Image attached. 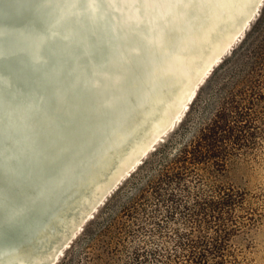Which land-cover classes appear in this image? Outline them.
<instances>
[{
  "label": "bare ground",
  "instance_id": "obj_1",
  "mask_svg": "<svg viewBox=\"0 0 264 264\" xmlns=\"http://www.w3.org/2000/svg\"><path fill=\"white\" fill-rule=\"evenodd\" d=\"M263 1L5 0L6 12L0 20V26L9 35L22 28L24 37L25 34L28 36L29 33L37 32L34 28L23 27L24 20L29 22L28 25L44 28L41 36L43 46H33L38 59L37 66L28 69L22 56L0 64V73L8 82L10 80V86L20 87L27 96L41 94L46 98L47 107L44 106L43 110L33 115L32 122L25 121L24 124L27 131L38 133L51 143L52 148L44 149L41 157L44 164L56 167L68 156H73L77 169L78 165L82 167L88 156L95 161L98 158L97 151L105 142V135L120 132L115 130L114 124L103 123L100 113L103 109L120 115L129 109L126 102H136L148 92L158 109L135 154L132 153L127 159L125 157L114 164L107 178L93 186L92 199L83 200L73 211L66 213L68 219L61 222L63 225L60 223L59 233L52 235L36 256L41 264H57L88 220L105 203L106 200L104 203L101 200L107 192L110 191L112 195L120 182L141 164V159L144 160L154 146L182 120L199 85L243 38L251 22L259 14ZM109 8L114 13L111 17L107 16V20L119 27L120 35H113L112 39L109 36L114 46L111 49L114 57L105 61L103 50L90 54L84 44L76 45L69 37L64 36L63 30L85 40V13L93 11L107 14ZM38 9L48 19L44 26L35 22L32 17L33 12ZM75 11L79 15H73ZM121 18L137 22L139 28L132 33L133 28ZM107 31L104 32L106 37ZM135 36L144 38L149 46H141ZM10 39L14 41L13 38ZM88 59L101 66L98 68L99 72H95L89 65ZM138 60L145 64V68L139 66ZM146 60L150 62V66L145 63ZM63 64L65 70L58 68ZM72 76L82 77L84 82L78 84L80 87L73 82ZM38 79L40 86L36 84ZM2 97L11 106L0 107V114L9 111V115L13 117L17 114L14 105L27 100L25 95L21 98L20 95L16 96L15 99ZM54 114L59 116V120L52 118ZM21 157L25 161L35 158L27 153ZM13 167L10 166L11 169ZM83 169L85 175L91 173L88 168ZM18 172L22 178H26L28 174L36 172V168L23 166ZM41 193L44 192L38 186H33L29 193L23 185L22 193L13 197L11 206L16 207L24 202L32 204L31 201L36 197L45 196ZM35 203L34 211L27 216L31 225L28 228L18 223L11 225L9 228L15 234H18V229L22 230L19 232L21 236H6L0 240V250L7 245L22 247V237L33 239L39 221L48 218L51 212L56 213L63 206L60 198L50 196L35 200ZM6 214V211L0 212V221ZM88 216L90 217L87 218ZM34 253L23 250L14 258L0 261V264H32Z\"/></svg>",
  "mask_w": 264,
  "mask_h": 264
},
{
  "label": "rangeland",
  "instance_id": "obj_2",
  "mask_svg": "<svg viewBox=\"0 0 264 264\" xmlns=\"http://www.w3.org/2000/svg\"><path fill=\"white\" fill-rule=\"evenodd\" d=\"M233 48L199 85L182 120L98 208L57 264H163L188 226L183 204L197 191L219 187L242 199L226 215L236 225L227 221L225 258L210 264H264V1ZM222 111L220 124L232 117L219 143L228 150L221 164L180 160L188 169L162 174L171 153H180Z\"/></svg>",
  "mask_w": 264,
  "mask_h": 264
},
{
  "label": "water",
  "instance_id": "obj_3",
  "mask_svg": "<svg viewBox=\"0 0 264 264\" xmlns=\"http://www.w3.org/2000/svg\"><path fill=\"white\" fill-rule=\"evenodd\" d=\"M5 3V0H0V20L3 18L4 12H6ZM102 7L104 6L102 5ZM113 13L114 10L112 8H109L107 14L95 13L93 11L86 12L84 16L86 22L85 25H83V34L86 36L85 40L80 36L77 37L68 30H63L64 36L69 37L76 45L82 46L84 44L87 52L90 54L103 50L105 61H109V58L114 57L111 52L114 46L109 36H111L112 39L114 36L119 37L120 35L119 27L107 20V16L111 17ZM73 15H79V13L75 11ZM32 17L35 22L39 24L42 23L43 26L48 20L42 16L40 9L34 11ZM121 19L133 28L132 33H135L139 28L137 22L126 18ZM23 24V27L34 28L37 32H28L29 35L26 36L27 34H25L24 37L22 28L20 31L18 29L12 35H9L4 27L0 26V64L8 59L22 56L25 58L23 61L25 66H29L28 69H33L35 65L37 66V54L33 50V46H43L44 42L41 36L44 33V28L41 29L28 25L29 22L27 20H24ZM107 30H109V32ZM24 31L27 30L24 29ZM45 31L48 30L45 29ZM106 31L108 34L107 37L104 35ZM10 38H13L14 41ZM136 38L139 39L141 46H149L144 38L140 36ZM233 49L234 48L231 50ZM3 50L7 51L3 52ZM88 63L94 68L95 72L100 71L98 68L101 66L95 65L89 59ZM145 63L150 66L148 60H146ZM138 64L142 69L145 68L143 62L138 60ZM58 68L65 70L64 64L59 65ZM72 80L76 85L80 82H84L81 76H72ZM39 83L40 79L36 80L37 86H40ZM80 86L81 85H78L77 87ZM150 91H152V89H150ZM148 94L149 92L147 94L145 93L144 97H141L136 102H126L129 109L120 115H114L107 109H103L100 112L102 114L103 123L107 125L111 123L114 124L115 130H119L120 132L116 135L113 133L105 135V142L97 151L98 158L95 161L91 159V156H88L85 158L82 167L78 165L77 170L74 166L75 162L73 156H68L59 166L53 167L44 164L41 160L44 149L52 148L51 143L38 133L27 131L24 127L25 121L32 122L33 115L43 110L44 106L47 107L46 98L41 94L27 96L21 91L20 87L13 88L10 86V80L8 82L5 76L0 73V107L4 108L11 106L10 103H5L3 101L5 98L2 96L7 97V99H15L16 96L20 95L21 98L25 95L27 98L24 102L19 101L14 105V109H16L15 111L17 113L14 117L9 115V111H3L0 114V212H7L3 220L0 221V240H3L8 235L12 237L21 236L19 233L22 232L21 229H18V234H15V232H12L9 228L14 223H18L24 228H28L31 225L27 216L34 211L35 208L33 204L35 200L50 196L56 199L60 198L63 204L56 213L51 212L48 218L39 221V227L33 239L22 237V247L19 248L13 245H7L1 249L0 261L14 258L23 250H30L36 253V255L34 253L35 257L31 259L33 262L32 264H41V261L39 262V257L36 256L43 246L47 244L49 239H51L52 235H55V233L59 231V227L62 224L61 222L63 220L66 222L68 219L66 213L69 210L73 211L83 200L92 199L94 195L93 186L97 182L107 178L114 164H117L118 161L123 160L125 157L127 159L132 153L135 154L140 140L147 133L149 124L152 123L151 121L154 115L158 112L156 102L151 96V93ZM52 118L54 120H59L57 114L52 115ZM153 149L155 150L156 146H154ZM26 153L34 155L35 158L29 161L23 160L21 156ZM143 162L144 160L141 159L140 163ZM11 165L14 166L12 169L10 168ZM23 166L36 168V172L28 174L26 178H22L18 171ZM83 167L88 168L91 173L85 175V169H83ZM23 185L25 190L29 191V193H31L33 186H38V189L44 192L41 194H45V196L36 197V199L31 201L32 204L24 202L16 207L11 206L13 197L22 193ZM113 189L114 187L111 188V191H113ZM107 195H110V191L107 192ZM107 195L104 196L101 203L107 200ZM47 209L48 208H44V210ZM90 216H93V214Z\"/></svg>",
  "mask_w": 264,
  "mask_h": 264
},
{
  "label": "trees",
  "instance_id": "obj_4",
  "mask_svg": "<svg viewBox=\"0 0 264 264\" xmlns=\"http://www.w3.org/2000/svg\"><path fill=\"white\" fill-rule=\"evenodd\" d=\"M222 113L223 111L220 116L215 114L217 118H211V122L204 126L198 138L188 144L180 153H178V149L174 151V154L171 153L173 159L169 164H166L162 174L171 176V174H176V169H182V167L188 169L185 165H179L180 160L186 164L194 161L198 163L202 159H213L217 165L221 164L228 150L225 146H219V143L226 141L224 140L227 138L225 133L228 131L227 128H230V117H232L228 116L224 123L220 124L219 117H222ZM206 191H197L190 200H186L187 203L183 204L187 210L185 215L188 226L182 232L184 235L178 244V250L170 253L169 260L163 264H210L215 257L225 258L224 250L230 231L227 221L236 225L234 218L229 219L226 215H230L234 211V207L242 199V194L230 187H219ZM206 229L210 230L206 231ZM211 230L216 233L215 236L211 235L209 232Z\"/></svg>",
  "mask_w": 264,
  "mask_h": 264
}]
</instances>
